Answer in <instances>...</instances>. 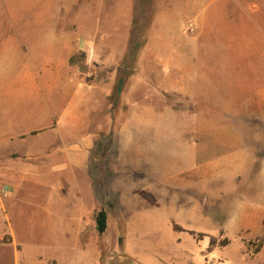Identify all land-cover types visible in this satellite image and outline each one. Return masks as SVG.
Returning <instances> with one entry per match:
<instances>
[{
  "label": "rangeland",
  "instance_id": "rangeland-1",
  "mask_svg": "<svg viewBox=\"0 0 264 264\" xmlns=\"http://www.w3.org/2000/svg\"><path fill=\"white\" fill-rule=\"evenodd\" d=\"M135 4L0 0V44L18 45L27 55L33 88L32 78L47 61L75 54L79 64L83 47L115 61L126 43ZM136 11L147 18L148 3L137 4ZM258 22L264 30V20ZM189 23L195 25L185 22L187 33L194 30ZM235 47L198 53L196 66L188 67V94L158 97L161 105L173 108L165 118L175 127L165 133L170 140L161 136L150 148L143 146L138 163L134 147L126 148V143L134 135L144 142L143 133L127 132L126 126L111 132L116 124L112 108L101 116L108 132L100 137L106 146H98V140L94 149L100 163L91 172L102 170L91 180L95 206L77 228L75 242L69 235L35 245L39 253L54 256L42 264H264V41ZM88 77L83 75L81 82ZM127 106L118 117L123 123L130 118ZM190 147L193 155H188ZM100 151L105 153L101 157ZM82 183L79 194L90 205ZM99 209L106 211L102 234L93 220ZM63 232L67 235L68 228ZM11 246L17 253L22 248ZM0 252V264H12L13 251L5 247Z\"/></svg>",
  "mask_w": 264,
  "mask_h": 264
},
{
  "label": "crops",
  "instance_id": "crops-1",
  "mask_svg": "<svg viewBox=\"0 0 264 264\" xmlns=\"http://www.w3.org/2000/svg\"><path fill=\"white\" fill-rule=\"evenodd\" d=\"M152 2L146 41L117 103L111 96L128 35L115 61L102 60L85 47L79 64L69 62L71 54L61 62L51 58L32 78L33 88L28 83L27 55L18 45L0 44V249L13 251L12 264H42L54 259L52 254L39 253L37 244H53L69 235L75 242L77 228L95 206L91 180L102 170L91 172V168L100 163L94 149L108 132L100 118L109 108L116 122L111 132L126 126L127 132L143 133L144 142L134 135L126 143V148L134 147L138 163L143 146L150 148L161 136L171 139L165 133L175 125L165 117L173 108L161 105L158 97L164 92L188 94V67L196 66L198 53L236 51L237 44L264 41L258 22L264 20V0ZM187 21L195 23L190 34L183 29ZM83 75L89 76L88 82H81ZM124 104L130 117L125 123L118 120L125 113ZM99 142L106 146L105 140ZM188 155H193L191 147ZM82 181L90 205L79 194ZM14 244L22 245L18 253L11 246ZM0 259H4L1 252Z\"/></svg>",
  "mask_w": 264,
  "mask_h": 264
},
{
  "label": "trees",
  "instance_id": "trees-1",
  "mask_svg": "<svg viewBox=\"0 0 264 264\" xmlns=\"http://www.w3.org/2000/svg\"><path fill=\"white\" fill-rule=\"evenodd\" d=\"M136 2L141 6L145 5V3H148L149 13L147 18L142 17L141 14L136 11L137 4H135L133 15L131 18V25L128 34L126 49L117 68V78L111 96V100L113 101V103L118 102L119 95L125 88L127 79L134 71L133 64L134 62H136V58L140 48L146 41V32L151 22L153 13L152 0H135V3ZM74 56L75 54L70 56V63L74 61ZM82 59H84V55H82L78 60ZM100 141H102V138H100ZM98 146H100V144H98ZM93 220L95 223V229L99 234H102L106 228V211L104 209L94 211ZM259 246L260 245H258V247L256 248L257 251L259 250Z\"/></svg>",
  "mask_w": 264,
  "mask_h": 264
},
{
  "label": "built area",
  "instance_id": "built-area-1",
  "mask_svg": "<svg viewBox=\"0 0 264 264\" xmlns=\"http://www.w3.org/2000/svg\"><path fill=\"white\" fill-rule=\"evenodd\" d=\"M188 28H189L190 30H193V29L195 28V25H194L193 23H189V24H188Z\"/></svg>",
  "mask_w": 264,
  "mask_h": 264
}]
</instances>
